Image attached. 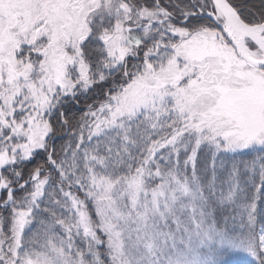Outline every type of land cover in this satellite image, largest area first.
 Returning <instances> with one entry per match:
<instances>
[{
    "label": "snow or ice",
    "instance_id": "obj_1",
    "mask_svg": "<svg viewBox=\"0 0 264 264\" xmlns=\"http://www.w3.org/2000/svg\"><path fill=\"white\" fill-rule=\"evenodd\" d=\"M264 264V0H0V264Z\"/></svg>",
    "mask_w": 264,
    "mask_h": 264
},
{
    "label": "trees",
    "instance_id": "obj_2",
    "mask_svg": "<svg viewBox=\"0 0 264 264\" xmlns=\"http://www.w3.org/2000/svg\"><path fill=\"white\" fill-rule=\"evenodd\" d=\"M250 258L244 254H233L227 259L228 264H247Z\"/></svg>",
    "mask_w": 264,
    "mask_h": 264
},
{
    "label": "rangeland",
    "instance_id": "obj_3",
    "mask_svg": "<svg viewBox=\"0 0 264 264\" xmlns=\"http://www.w3.org/2000/svg\"><path fill=\"white\" fill-rule=\"evenodd\" d=\"M229 258V256L225 257V259L227 260Z\"/></svg>",
    "mask_w": 264,
    "mask_h": 264
}]
</instances>
